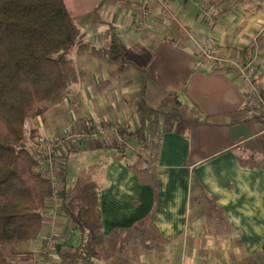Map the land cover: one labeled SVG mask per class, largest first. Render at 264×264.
Here are the masks:
<instances>
[{"label": "crops", "instance_id": "0c3cea01", "mask_svg": "<svg viewBox=\"0 0 264 264\" xmlns=\"http://www.w3.org/2000/svg\"><path fill=\"white\" fill-rule=\"evenodd\" d=\"M64 2L84 41L108 47L114 29L128 61L135 64L122 66L75 49L78 81L63 103L38 119V134L52 140L65 126L104 129L100 137L105 139L96 141L98 150L84 142L78 149L99 151L108 163L102 183L88 182L99 188L105 233L143 222L170 243L182 241L180 264L187 255L198 259L197 264H264L261 125L243 116L247 87L234 70L209 71L197 65V44L208 37L230 56L252 49L260 57L264 88V0H211L216 9L212 23L200 16L201 0L154 1L150 26L133 32H124L137 16L128 0ZM142 91L149 108L145 115L138 110ZM113 125H122L123 135L115 134ZM75 140L77 146L82 139ZM65 162L69 203H74ZM60 200L56 209L45 210L44 233L50 227L63 230L62 219L72 227L70 237L45 248L43 233L19 248L16 264H85L68 251L69 244L77 243V228L64 215ZM193 202L199 206L190 223ZM222 217L228 223L226 233L221 232ZM56 218L59 225L51 223Z\"/></svg>", "mask_w": 264, "mask_h": 264}, {"label": "trees", "instance_id": "16d2710c", "mask_svg": "<svg viewBox=\"0 0 264 264\" xmlns=\"http://www.w3.org/2000/svg\"><path fill=\"white\" fill-rule=\"evenodd\" d=\"M81 33L64 0H0V244L39 238L46 227L47 205L60 198L64 215L77 228V243L68 245L70 255L85 264H118L116 255L130 248H153L148 227L143 222L130 228L115 227L107 235L98 186L87 183L82 201L69 203L66 160L55 155L64 143L60 137L54 142V165L39 141L38 119L63 103L78 81L72 58L75 49H87L122 66L134 64L128 61L114 29L108 47L84 41ZM241 53L249 57L253 50ZM143 95L142 91L138 110L145 115L149 108ZM253 120L260 124L259 116ZM118 127L122 133V125ZM79 130L83 138L98 132L91 124Z\"/></svg>", "mask_w": 264, "mask_h": 264}, {"label": "rangeland", "instance_id": "374dc122", "mask_svg": "<svg viewBox=\"0 0 264 264\" xmlns=\"http://www.w3.org/2000/svg\"><path fill=\"white\" fill-rule=\"evenodd\" d=\"M26 128L28 130H31L29 123L26 124ZM66 128L73 129L70 126L69 127L65 126L62 130V133L60 134V138L65 137L64 131ZM45 138L49 139L48 137H45ZM104 139H105L104 136L100 137L99 142L103 141ZM49 140H51L53 143L56 141L52 139H49ZM75 141L76 140L72 139V137L70 140L65 141L64 144H62L56 150L55 155H62L63 157H59V156L58 157L61 160L67 161L68 189L70 191V196L76 197L74 203L77 204L82 201L81 198L84 193L85 184H87L89 181H95L99 184L102 183L104 179L105 171L108 167V163L105 162L106 158L101 156L102 153H100L99 151L97 154H94L93 151H92L93 153H90V152L86 153V151L88 150L78 149L79 147L81 148L83 144L85 146L92 145V147H95L96 145H98L97 142L92 137L83 138L81 141L79 140L77 146L73 144V142ZM80 142H84V143L81 144ZM135 142L137 143V141ZM96 148L97 147L93 148L92 150H98ZM137 150L143 153V149L141 147H137ZM131 152L133 153L132 150ZM65 156H68V157H65ZM61 160L58 162L59 169H61L60 167L62 163ZM203 200L205 201V199ZM50 202L51 203L47 205V208L56 209V207L58 206L57 198H53ZM207 205H210V203H207ZM198 206H199L198 203L193 202L191 206L192 207L191 211H189L188 213V219L190 223L192 222L193 218L197 215ZM211 209H212V206H210L207 211ZM210 213H212L213 215L215 214L212 211H210ZM216 216L219 217V214L217 213ZM45 219H46V215H45ZM58 220L60 219L56 218V220H53V221L51 220L52 222L51 221L50 222L55 223V221L57 222ZM60 221H62L61 226H64L63 230L57 227L58 231H56L50 227L49 230H47V232L44 233V238H45L44 247L45 248H49L53 246L54 244H56V242L60 240L67 241V239L70 237L72 233V227H70L67 221H64L62 219ZM221 223L223 225L221 227L222 228L221 232L226 233L225 231L227 230L225 227L226 225H228V223L225 221L224 217L221 218ZM55 224L59 225V222ZM45 225H46V220H45ZM205 228L209 229V227H205ZM59 230L63 232V235L60 233ZM148 234L150 238L149 242L153 245L152 249L150 250L144 249L145 250L144 251L142 248L141 249L130 248L126 250L125 252L119 255H116V258H117L116 263L118 264H180L181 263V256L183 254L182 249L184 247L182 244V241L176 240L170 243L166 238H163L162 236H160L156 230L149 229V228H148ZM39 238H41V236ZM27 244L29 243L23 242L20 244H0V264H13V263L16 264L17 257H20V254L17 255V253L21 252L19 248H24ZM187 253L188 251H185L184 256ZM186 258H187V261L184 264H187V262L188 264L198 263V259H196L193 256L187 255ZM254 259L258 260L259 258L254 257ZM244 261L245 260L241 261L242 263L241 262L239 263L241 264H262L263 263L261 260H259L258 263H254L253 260H248L246 262ZM98 264H102V262L99 261Z\"/></svg>", "mask_w": 264, "mask_h": 264}, {"label": "built area", "instance_id": "2783aa9c", "mask_svg": "<svg viewBox=\"0 0 264 264\" xmlns=\"http://www.w3.org/2000/svg\"><path fill=\"white\" fill-rule=\"evenodd\" d=\"M137 11V16L131 20L124 28V32H133L136 28L145 29L150 26V19L152 12L150 10V4L154 1L162 2L163 0H128ZM137 8V9H136ZM213 7H211V0H201L200 16L204 19H208L211 23L214 22L215 15ZM197 65L202 69L209 71H221V70H234L236 75L243 81L247 87L245 93L246 109L243 116L249 120L260 117L261 134H264V88L260 82L259 69H260V57L257 51H253L249 57L244 56L241 52H238L235 56H230L223 52L217 45L216 40L213 37L205 38L202 42L197 44ZM104 129L98 130L92 137L95 141H98L100 135ZM114 132L120 135L119 127L114 128ZM65 137L60 139L61 143L74 138L83 139L84 134H81L78 130L66 128L64 131ZM40 144L48 152L47 160L53 162L54 143L45 138L44 135L39 138ZM53 144H52V143ZM56 165V164H54ZM55 180V178H54Z\"/></svg>", "mask_w": 264, "mask_h": 264}]
</instances>
